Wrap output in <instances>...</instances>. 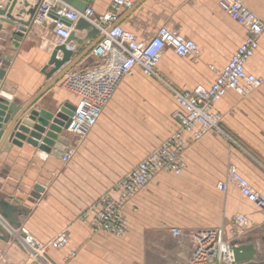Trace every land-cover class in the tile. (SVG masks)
Instances as JSON below:
<instances>
[{
    "label": "crops",
    "instance_id": "0c3cea01",
    "mask_svg": "<svg viewBox=\"0 0 264 264\" xmlns=\"http://www.w3.org/2000/svg\"><path fill=\"white\" fill-rule=\"evenodd\" d=\"M28 1L33 6L38 0ZM84 1H89L97 14L107 11L111 2ZM6 2L0 0V4ZM218 2L140 0L121 13L118 24L134 32L140 41L152 38L161 26L194 40L197 53L182 57L166 49L157 68L180 90L209 87L216 78L212 66L222 69L247 33ZM244 2L264 21V0ZM21 7L19 3L14 14ZM28 18L25 14L24 19ZM51 29L48 24L33 25L17 50L9 49V41L0 43L2 53L12 57L0 91L10 92L26 106L45 89L31 109L56 112L66 102L77 106L80 97L62 85V78L53 83L63 69L50 79L42 71L58 45ZM77 34L83 36L85 31ZM1 37L2 33L0 42ZM92 55L90 52L73 70L93 66L88 60ZM246 68L264 77V31ZM178 107L163 82L136 67L124 78L88 136L77 141L69 135L67 148L73 153L68 162L26 140L5 150L11 136L19 132L15 119L6 124L0 140V200L29 209L18 220L40 241L47 242L67 230L69 243L47 250L50 264H190L192 232L207 227L228 229L237 214L246 215L251 223L235 241L234 264H264V212L236 185L229 183L227 191L218 187L226 180L228 166L235 164L264 194V83L247 96L229 91L216 102L226 135L208 131L185 152L186 167L181 174L161 171L137 192L124 208L128 223L125 234L94 233L80 219L90 205L176 131L173 112ZM174 228L182 233L174 235ZM9 232L8 240L0 237V264H23L27 250L19 236Z\"/></svg>",
    "mask_w": 264,
    "mask_h": 264
},
{
    "label": "built area",
    "instance_id": "2783aa9c",
    "mask_svg": "<svg viewBox=\"0 0 264 264\" xmlns=\"http://www.w3.org/2000/svg\"><path fill=\"white\" fill-rule=\"evenodd\" d=\"M139 1L111 0L108 10L97 14L91 5L79 11L63 0H38L32 19V25L52 26L51 32L58 44L65 43L73 29L62 18L75 23L80 17H85L99 28L102 35L91 51L100 62L84 70H71L62 77V85L80 97L66 130L77 141L88 136L124 78L132 74L136 67L146 76L163 82L179 104L173 112L178 124L176 131L80 215V219L94 233L125 234L128 223L124 208L137 192L147 187L161 171L181 174L186 167L185 152L208 131L217 130L226 135L222 125L223 115L215 110L216 102L229 91L247 96L264 83V77L256 76L246 68L259 48L264 21L248 8L244 0H219L220 8L246 28V37L222 69L212 66L216 78L211 86L199 85L191 90H180L166 82L157 65L169 48L182 57L197 53L199 47L194 40L161 26L152 38L140 41L134 32L118 24L121 13L133 8ZM52 11L58 17L52 16ZM67 46L73 48L72 43ZM188 134L190 138L186 137ZM72 153L73 149L67 148L63 161L68 162ZM229 183L236 185L243 196L264 212V194L252 186L235 164L228 166L226 180L218 187L227 191ZM250 223L246 215L237 214L228 229L222 226L194 230L191 234L193 251L190 264H234L235 241L248 231ZM8 229L19 236L27 250V260L23 264H50L46 259L47 250L63 248L70 240L67 230L43 242L25 227ZM181 233V229H173L174 235Z\"/></svg>",
    "mask_w": 264,
    "mask_h": 264
},
{
    "label": "water",
    "instance_id": "95a60500",
    "mask_svg": "<svg viewBox=\"0 0 264 264\" xmlns=\"http://www.w3.org/2000/svg\"><path fill=\"white\" fill-rule=\"evenodd\" d=\"M63 1L79 11H84L89 5V1L84 0ZM19 3L23 7L19 8L16 14H14ZM37 7V3L31 6L28 0L21 2L20 0H7L5 4H0V33H2V42L0 43L5 45L9 41V49L17 50L26 32L33 26L32 19ZM25 14L29 15L27 20L24 19ZM51 15L58 17L54 11L51 12ZM62 20L67 25L72 26L73 29L65 43L55 46L48 63L42 70L50 79L57 71L63 69L60 76L53 83H57L67 72L73 70L85 56L90 54L102 36L99 28L85 17H80L75 23L65 18H62ZM78 30L85 31V34L83 36L78 35ZM71 43L73 44L72 49L67 46ZM86 45L87 47L83 49ZM2 51L0 47V84L6 75V68L9 67L12 60L10 55L3 54ZM60 53L61 56L59 55ZM77 53H79V56L74 59L73 57ZM67 63H70V65L65 66ZM50 66L52 68L47 70ZM44 91L45 89L26 106L18 98H14L10 92L6 90L0 91V140L7 128L6 124L10 120L15 119V123L18 124L16 128L19 129V132L11 136V142L6 145L5 150H9L11 144L21 146L22 141L26 140L28 143L39 147L43 151L52 153L58 157H63V153L67 150V146L70 143L69 134L66 130L71 123V117L76 110V105L66 102L56 112H51L46 109H31V106H33L37 98ZM36 189L39 191L44 190L42 186H37ZM28 213L29 209L27 207L13 205L4 200H0V214L2 216V218L0 217V237L8 240L10 232L7 228H20L21 222L18 220V216ZM246 264L257 263L248 262Z\"/></svg>",
    "mask_w": 264,
    "mask_h": 264
},
{
    "label": "rangeland",
    "instance_id": "374dc122",
    "mask_svg": "<svg viewBox=\"0 0 264 264\" xmlns=\"http://www.w3.org/2000/svg\"><path fill=\"white\" fill-rule=\"evenodd\" d=\"M89 63L91 64V65H96L98 62H100V60L97 58V57H95L94 55H92L91 57H89ZM162 76V75H161ZM163 77V76H162ZM163 79L165 80V78L163 77ZM166 82H168L167 80H165ZM169 83V82H168ZM72 137V136H71Z\"/></svg>",
    "mask_w": 264,
    "mask_h": 264
}]
</instances>
